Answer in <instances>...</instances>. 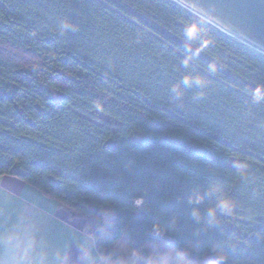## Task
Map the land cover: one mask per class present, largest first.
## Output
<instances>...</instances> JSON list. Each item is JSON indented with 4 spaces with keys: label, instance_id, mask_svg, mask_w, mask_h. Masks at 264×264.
Segmentation results:
<instances>
[{
    "label": "trees",
    "instance_id": "16d2710c",
    "mask_svg": "<svg viewBox=\"0 0 264 264\" xmlns=\"http://www.w3.org/2000/svg\"><path fill=\"white\" fill-rule=\"evenodd\" d=\"M2 177L98 254L264 264V55L170 0H0Z\"/></svg>",
    "mask_w": 264,
    "mask_h": 264
},
{
    "label": "crops",
    "instance_id": "0c3cea01",
    "mask_svg": "<svg viewBox=\"0 0 264 264\" xmlns=\"http://www.w3.org/2000/svg\"><path fill=\"white\" fill-rule=\"evenodd\" d=\"M89 237L84 220L19 179L0 178V264H61L58 255L63 264H85Z\"/></svg>",
    "mask_w": 264,
    "mask_h": 264
},
{
    "label": "water",
    "instance_id": "95a60500",
    "mask_svg": "<svg viewBox=\"0 0 264 264\" xmlns=\"http://www.w3.org/2000/svg\"><path fill=\"white\" fill-rule=\"evenodd\" d=\"M264 55V0H170Z\"/></svg>",
    "mask_w": 264,
    "mask_h": 264
},
{
    "label": "clouds",
    "instance_id": "9594fccd",
    "mask_svg": "<svg viewBox=\"0 0 264 264\" xmlns=\"http://www.w3.org/2000/svg\"><path fill=\"white\" fill-rule=\"evenodd\" d=\"M69 25L65 24L64 28H68ZM191 31V26L189 27ZM190 81L189 77H185L184 83L188 84ZM175 91V89H174ZM259 91V88L257 89ZM259 98V97H257ZM199 195H195L193 200L198 201ZM220 208H227L228 203L226 201L219 202ZM215 208L208 210V215L211 219L215 218ZM198 214V210H193V217L195 218ZM90 245L84 253L85 264H189V251L188 249H177L171 254L156 255L155 253L145 256L140 250L123 247L118 251H114L110 254H94V242L89 237ZM226 257L223 253H216L213 255L210 264H223ZM58 260L63 264V259L59 257Z\"/></svg>",
    "mask_w": 264,
    "mask_h": 264
},
{
    "label": "rangeland",
    "instance_id": "374dc122",
    "mask_svg": "<svg viewBox=\"0 0 264 264\" xmlns=\"http://www.w3.org/2000/svg\"><path fill=\"white\" fill-rule=\"evenodd\" d=\"M97 117L100 118L101 120L105 121V122L113 123V121H111V119H109L108 117H106V116L103 115V114H97ZM107 209L110 211L109 208H106V210L104 211V216L107 215V212H108ZM105 218H106V217H105ZM147 249H148L149 253L152 254V252H153L152 247H151V246H147ZM200 264H209V262H208L207 259H204L203 261H201Z\"/></svg>",
    "mask_w": 264,
    "mask_h": 264
},
{
    "label": "bare ground",
    "instance_id": "6f19581e",
    "mask_svg": "<svg viewBox=\"0 0 264 264\" xmlns=\"http://www.w3.org/2000/svg\"><path fill=\"white\" fill-rule=\"evenodd\" d=\"M138 203H140V201H138Z\"/></svg>",
    "mask_w": 264,
    "mask_h": 264
}]
</instances>
